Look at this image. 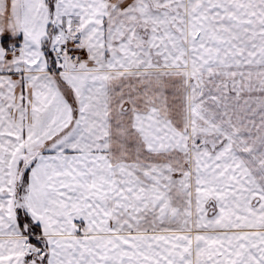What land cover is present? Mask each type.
<instances>
[{
	"label": "snow or ice",
	"instance_id": "obj_1",
	"mask_svg": "<svg viewBox=\"0 0 264 264\" xmlns=\"http://www.w3.org/2000/svg\"><path fill=\"white\" fill-rule=\"evenodd\" d=\"M0 264H264V0H0Z\"/></svg>",
	"mask_w": 264,
	"mask_h": 264
}]
</instances>
